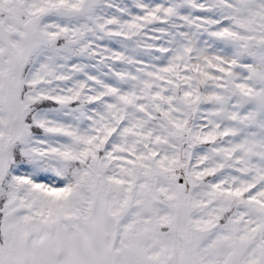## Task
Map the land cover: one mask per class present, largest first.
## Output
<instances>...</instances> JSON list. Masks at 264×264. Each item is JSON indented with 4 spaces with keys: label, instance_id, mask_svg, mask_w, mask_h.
I'll list each match as a JSON object with an SVG mask.
<instances>
[{
    "label": "snow or ice",
    "instance_id": "obj_1",
    "mask_svg": "<svg viewBox=\"0 0 264 264\" xmlns=\"http://www.w3.org/2000/svg\"><path fill=\"white\" fill-rule=\"evenodd\" d=\"M0 264H264V0H0Z\"/></svg>",
    "mask_w": 264,
    "mask_h": 264
}]
</instances>
